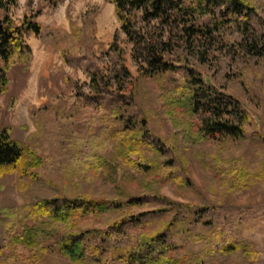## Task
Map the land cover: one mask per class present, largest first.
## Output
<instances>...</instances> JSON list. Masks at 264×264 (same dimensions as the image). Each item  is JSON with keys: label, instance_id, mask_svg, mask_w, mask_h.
<instances>
[{"label": "rangeland", "instance_id": "obj_1", "mask_svg": "<svg viewBox=\"0 0 264 264\" xmlns=\"http://www.w3.org/2000/svg\"><path fill=\"white\" fill-rule=\"evenodd\" d=\"M186 0L189 24L171 33L158 19L136 25L147 39L172 40L163 52L172 64L157 78L139 61L109 0H16L17 22L27 14L41 23L27 32L29 70H9L0 94V127L38 156L0 177V207L18 208L16 230L42 222L49 237L43 264H123L143 238L164 233L182 264H264V0ZM190 75L215 96L232 95L250 115L244 136L209 138L190 129L200 120L183 102L169 103ZM12 96L14 107H9ZM175 106V107H174ZM90 196L107 211L58 219L43 217V198L55 212L68 200ZM72 202V201H71ZM69 203L75 206L76 201ZM113 203L115 206H113ZM79 206L73 207L74 210ZM75 212V211H74ZM0 264H34L23 244L2 237ZM83 234L85 255L60 252L61 237ZM244 242L249 252L225 262L222 244Z\"/></svg>", "mask_w": 264, "mask_h": 264}, {"label": "trees", "instance_id": "obj_2", "mask_svg": "<svg viewBox=\"0 0 264 264\" xmlns=\"http://www.w3.org/2000/svg\"><path fill=\"white\" fill-rule=\"evenodd\" d=\"M114 3V10L120 21V27L133 42V52L139 61L142 69L141 73L146 78H157L167 70L172 69V64L165 58L163 52L173 48L172 40L161 41L162 47L157 51L159 42L146 38L136 25L138 12L145 21L158 19L161 25L168 27L172 33L175 28L194 34L193 25L189 24V15L192 7L186 0H109ZM231 3L234 8L241 10L246 4L243 0H223ZM16 0H0V94L8 90L10 82L9 70L20 63L21 69L29 70L33 58V50L26 39L27 32L39 34L42 29L40 22L33 20L27 14L21 22H17L10 13V6ZM260 49L256 44L251 43L249 50L251 53L264 54V41ZM190 75L187 83L175 87L178 94L169 100L171 105L183 102L193 112L202 111L200 120H192L189 127L196 133L209 138L219 136L243 137L244 123L250 120V115L241 106L240 102L232 95L225 93L223 97L215 96L207 87ZM16 97L12 96L9 107H14ZM175 107V106H174ZM12 126L4 125L0 127V177L5 173H10L18 169L25 157L36 159L38 156L28 143L13 138L11 135ZM56 198H43L34 202L36 209L45 215H52L58 219L69 218L72 213L78 217H85L90 213H101L107 211L111 204L106 200L96 199L90 196L75 197L65 202L63 208L66 211L55 212L46 205L48 201ZM76 201L79 206L74 210L69 203ZM71 202V203H72ZM113 206L115 204L113 203ZM75 211V212H74ZM18 208L14 206L0 207V224L2 226V237L8 244L21 243L32 251L31 261L34 264H43L45 252L52 247L51 244H44V239L49 237L47 225L38 222L33 225H24L21 231L16 230ZM60 252L67 255L72 260L82 259L85 255V244L83 234L72 237L68 232L61 237ZM176 247L166 238L162 232L143 238L132 250L123 258V264H182V260L175 254ZM248 247L244 242L229 241L222 244L214 251L213 257L222 262L227 261L232 255L242 257V253H248ZM3 255V246L0 245V259Z\"/></svg>", "mask_w": 264, "mask_h": 264}]
</instances>
